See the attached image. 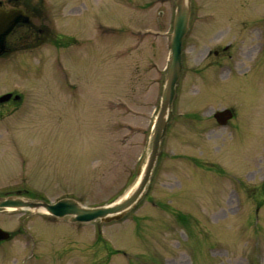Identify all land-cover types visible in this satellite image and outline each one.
I'll use <instances>...</instances> for the list:
<instances>
[{
	"label": "rangeland",
	"instance_id": "1",
	"mask_svg": "<svg viewBox=\"0 0 264 264\" xmlns=\"http://www.w3.org/2000/svg\"><path fill=\"white\" fill-rule=\"evenodd\" d=\"M2 1L34 14L0 57V96H22L0 102V196L89 207L124 196L151 150L173 0ZM256 44L264 0H192L175 116L144 196L107 223L1 211L14 236L0 243V264H264ZM223 46L232 55L217 67ZM228 108L235 117L221 126L213 114Z\"/></svg>",
	"mask_w": 264,
	"mask_h": 264
},
{
	"label": "water",
	"instance_id": "2",
	"mask_svg": "<svg viewBox=\"0 0 264 264\" xmlns=\"http://www.w3.org/2000/svg\"><path fill=\"white\" fill-rule=\"evenodd\" d=\"M173 3L175 14L169 42L170 54L161 105L154 121L148 160L136 185L124 196L108 204L90 207L82 204L74 197H63L55 202H48L45 200H29L17 195L0 196V210L29 208L43 210L60 218L67 215L71 221L76 222H91L94 220L110 222L122 218L141 200L154 172L161 141L167 131L168 123L173 118V100L176 95V84L182 70L183 38L187 33L191 15L192 0H173ZM30 19L31 12H26L22 8L5 9L0 7V55L10 51L7 35L14 26L28 23ZM11 96V92L2 94L0 102L6 101ZM18 97L19 95H15V98ZM214 115L218 122L223 124L232 116L230 109L218 110ZM9 235L8 231L0 227V240L8 238Z\"/></svg>",
	"mask_w": 264,
	"mask_h": 264
},
{
	"label": "flooded vegetation",
	"instance_id": "3",
	"mask_svg": "<svg viewBox=\"0 0 264 264\" xmlns=\"http://www.w3.org/2000/svg\"><path fill=\"white\" fill-rule=\"evenodd\" d=\"M255 29H258V27H255ZM258 48H260L261 49V53L264 51V47H263V45L262 44H256V47H255V55H257L259 52H257V49ZM214 54L216 55V57H218V60H216V62H215V65L216 66H219V65H222V59H225L226 57H229V56H231L232 54H231V51H229V46H223V47H221V48H218V49H216L215 51H214ZM233 109V108H232ZM232 113H233V116L229 119V122L235 117V114H236V111L235 110H233L232 111ZM21 230V229H20ZM11 234H12V236H14V233L13 232H11ZM11 236V237H12ZM30 236H32V235H30ZM4 240H2V241H0V243L1 242H3ZM35 245L33 244L32 245V249H31V251H30V253H31V255H33V256H35V247H34Z\"/></svg>",
	"mask_w": 264,
	"mask_h": 264
},
{
	"label": "bare ground",
	"instance_id": "4",
	"mask_svg": "<svg viewBox=\"0 0 264 264\" xmlns=\"http://www.w3.org/2000/svg\"><path fill=\"white\" fill-rule=\"evenodd\" d=\"M261 61H260V65L258 66V70L256 71L262 78H263V81L262 80H260V83H262V84H264V67H262V65H263V63H264V59L263 58H261L260 59ZM262 86V85H261ZM231 111H233V109L231 108ZM233 114V113H232ZM139 180V179H138ZM136 185V184H135ZM134 185V186H135Z\"/></svg>",
	"mask_w": 264,
	"mask_h": 264
},
{
	"label": "trees",
	"instance_id": "5",
	"mask_svg": "<svg viewBox=\"0 0 264 264\" xmlns=\"http://www.w3.org/2000/svg\"><path fill=\"white\" fill-rule=\"evenodd\" d=\"M30 45V44H29ZM28 46V45H27Z\"/></svg>",
	"mask_w": 264,
	"mask_h": 264
}]
</instances>
